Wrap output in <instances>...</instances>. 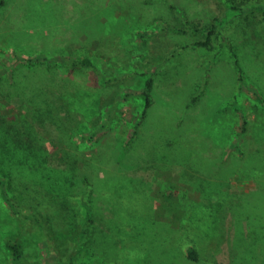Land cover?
I'll return each instance as SVG.
<instances>
[{"label":"rangeland","instance_id":"1","mask_svg":"<svg viewBox=\"0 0 264 264\" xmlns=\"http://www.w3.org/2000/svg\"><path fill=\"white\" fill-rule=\"evenodd\" d=\"M5 1L0 2V120L21 130L23 122H30L43 147L37 151L11 142L9 160L0 158L1 173L25 182L32 193L49 194L55 202L53 209L47 208L56 216L63 215L55 211L60 200L90 185L98 189L97 183L104 184L108 173L145 181L152 197L161 198L166 190L178 187L172 203L181 208L215 204V212L199 209L200 225L218 223L219 230L209 229L210 239L222 237L208 262L187 264H264L261 17L250 25L225 0ZM214 23L220 38H213L211 49L197 46L206 34L194 28ZM15 52L50 56L58 64L19 62ZM81 55L116 72L119 80L101 83L93 72L59 62ZM149 78L154 80V105L148 120L138 127L144 100L125 96L142 92ZM36 90L49 98L41 106L52 107L56 122L33 109ZM104 124L106 128L89 140L96 126ZM170 141L173 146L176 142L181 155L162 161L156 155L172 151ZM65 150L82 158L76 169H68ZM47 170L56 180L54 186ZM199 175L201 181L190 184ZM103 194L100 189L93 196L104 201ZM15 200L26 210L47 211L28 196ZM232 201L233 212L226 214L224 203ZM75 204L65 221L81 220ZM119 212L117 222L122 218ZM104 215L110 216V211ZM237 216L250 217L252 231L260 230L259 247L245 242L237 248L242 237ZM173 224L177 227L179 221ZM246 228L250 233L248 224ZM7 237L27 241L31 264L59 261L44 233L17 219L0 196V264H13L3 244ZM252 237L247 240L253 241ZM85 261L101 264L92 253Z\"/></svg>","mask_w":264,"mask_h":264},{"label":"trees","instance_id":"2","mask_svg":"<svg viewBox=\"0 0 264 264\" xmlns=\"http://www.w3.org/2000/svg\"><path fill=\"white\" fill-rule=\"evenodd\" d=\"M225 1L248 24L251 25V22L259 17H261L259 18L260 21H264V2L262 3L261 0ZM0 2L4 4L6 1L0 0ZM188 23L190 24V22H187L186 25ZM217 29L218 26L216 23L202 30L194 28L195 32L204 31L206 34V40L198 42L196 45L211 49L213 47V38L216 35L217 39L220 38ZM185 30L181 31L184 32ZM219 32L221 33V31ZM101 43L102 41H100ZM107 45L106 43L104 47H108ZM15 55L17 61L29 64L48 63L54 65L56 63L55 61H57L50 56H29L22 53L21 55H17V52H15ZM59 62L69 65L72 69L78 68L91 71L98 77L101 83L111 85L116 84V81L119 80L116 72L113 73L108 68L99 67L93 58L88 55L70 57ZM242 78L243 76H241ZM153 89L154 80L153 78H149L142 92L127 94L125 96L126 98L139 97L144 100L142 118L138 123V127H141L143 122L148 120L149 111L154 105ZM48 100L49 98L47 95H44L43 91L36 90L31 98L34 104L33 109L41 118L48 117L53 122H56V119L53 118L54 112L52 107L41 106L43 103H47ZM11 123H8L6 120H0V158L3 161L9 160L7 157L11 152L10 149H12L10 146L11 142L14 144L16 142L19 145L24 144L31 150H42L43 145H41L42 141L39 132L33 124L25 121L23 122L24 129L21 130L20 126ZM105 128V124L101 126L97 125L89 135V140H92L94 136ZM137 136L138 134L135 132L130 146H135L132 143ZM167 146L168 150L170 149L172 151H159L156 155L162 161L178 158V155H181L178 153L179 149L176 142L173 146V143L170 141ZM65 152V159L68 160L66 161L68 169H76V166L79 165L82 158H74L71 155H67L69 153L67 150ZM173 153L174 155H172ZM49 172L50 170H47L48 178H50L48 181L54 186V181L56 180H53L55 178ZM201 176L203 175H199L194 179L191 178L190 184L193 183L192 185H196L195 183L201 181ZM105 178L106 183H97L98 189L95 185L94 187L90 185L89 188L82 189L79 194H70L68 196L69 198L60 200L55 205L57 208L55 211L63 212L64 216H56L49 212L47 207H50L55 202L49 194H43L44 192L42 190V192L37 191L36 193H32V190L29 188L30 186L25 184V182L18 181L15 178L8 179L1 171L0 196L17 219L28 222L32 229L44 233L47 242L53 246L59 260L53 264H90L88 261H85V258L90 253L96 256L101 264H187V261L206 263L210 257H214L213 248H218L221 243L220 238L222 237L215 235L211 236L212 238L210 239L209 229L219 230V225L214 222L210 223L208 228L203 227L204 225L201 226L202 218L199 216V209H209L210 212L213 209L215 212V204L186 205L181 208L179 205L172 203L173 190L177 192L178 187L166 190V193L163 192L160 198L150 195V188H148L146 182L143 180L133 179L125 175H116V173H108L105 175ZM100 189L104 193L103 195H105L104 201L98 199V196H93V193H99ZM204 192L207 196H210L206 191ZM27 196L31 200L37 201L42 206V211H45V208L47 211L45 213H37L26 210L15 200L16 197L24 200ZM74 201L76 203L75 205L80 209L82 218L78 220V215L75 214L74 217L77 220L70 223V221H65V219H68L71 215V204ZM100 201V204H105L106 208L98 204ZM217 205V208L222 207V204ZM232 205L233 201L232 203H224L226 214L230 210L233 212L234 206ZM51 208L53 209V206ZM117 209L120 210L119 216L122 217L120 222L116 220ZM158 209L160 214L157 212ZM108 211H110V216L104 215ZM65 212L67 214H64ZM167 213L169 217L166 218ZM187 214L188 217L186 218ZM236 218H238V224L237 220L234 219L240 231L238 233L242 236L237 240V248L242 247L245 242H249L252 247H259L258 245L261 241L258 238L260 236V230L252 231L250 217L237 216ZM177 220L179 224L176 227L173 222ZM256 220L262 221L263 219L257 218ZM247 224L250 226V233L248 232L249 229L246 228ZM250 236H253V241L247 240ZM262 239L264 240V235ZM3 244L13 264H31V248L27 244V241L20 240L16 237H7ZM159 249L163 253L158 254L157 250Z\"/></svg>","mask_w":264,"mask_h":264}]
</instances>
